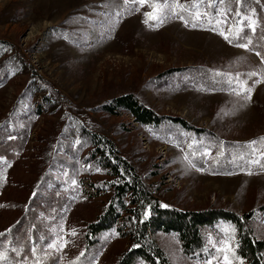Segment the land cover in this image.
Here are the masks:
<instances>
[{
  "label": "rangeland",
  "instance_id": "374dc122",
  "mask_svg": "<svg viewBox=\"0 0 264 264\" xmlns=\"http://www.w3.org/2000/svg\"><path fill=\"white\" fill-rule=\"evenodd\" d=\"M122 5L123 0H0V124L15 137L0 143V157L12 165L0 181V227L19 214L29 197V213L43 234L37 249L41 264H116L122 259L131 242L113 230L89 250L83 246V226L96 219L111 195L110 188L89 183L105 186L109 178L84 162L86 148H77L84 129L110 139L161 206L251 211L250 219L242 216L243 224L264 238V171L213 174L189 167L184 159L187 151L196 158V147L208 153L207 143L214 139L220 145H250L264 135V83L256 82L264 75V63L256 52L205 28L203 17L195 28L171 16L157 27L154 20L144 22L152 11L147 5L139 11L138 5L128 11ZM206 5H200L201 12L209 13ZM183 15L190 19L187 12ZM186 67L191 68L186 73L166 74ZM196 67L228 70L236 77L256 72L246 83L253 89L251 100L202 89V82L191 84L197 80ZM128 93L155 113L182 118L213 137L188 135L183 147L173 135H153L129 113L101 108ZM6 167L0 163V172ZM224 228L231 226L223 222L205 228V245L193 256L182 252L173 234L154 231L153 243L164 259L155 258L153 264H217L212 257L222 258L216 248L226 238ZM72 229L77 235L70 234ZM58 237L67 246L61 252L48 249ZM231 243L235 247V239Z\"/></svg>",
  "mask_w": 264,
  "mask_h": 264
},
{
  "label": "trees",
  "instance_id": "16d2710c",
  "mask_svg": "<svg viewBox=\"0 0 264 264\" xmlns=\"http://www.w3.org/2000/svg\"><path fill=\"white\" fill-rule=\"evenodd\" d=\"M209 1L214 4V7L209 11L213 22L208 24V17H203L201 22L205 28L212 30L222 28L226 33L229 28L240 21L242 16L251 14L250 8H255V18L258 21L256 32L253 33L250 29L245 28L244 32L241 33L242 38L233 40L230 44L246 43L247 39L251 38L253 43L249 45V50L264 53V8L261 7L260 3L257 4L256 0H241V3L237 4L236 0H225V4L232 11L228 13L227 23L217 25L215 20L221 19L217 15L221 5L219 0H202L201 4L206 5ZM237 8L241 11V17L234 16V11ZM246 23L247 21H245ZM215 32L219 34L218 30ZM196 68L195 71L197 72L194 76L197 80L191 84L202 82L200 87L205 90L235 93L233 90L239 91L241 89L239 85L248 82L249 79L248 73L245 72L236 77L228 70ZM190 69L189 67L170 69L166 71V74L169 75L182 70L186 73ZM181 80L182 82L179 81V84L185 83L186 78ZM101 108L110 113H117L118 110L129 113L139 125L148 129L153 135H163L164 139H166L165 135H173L183 147H186L188 135L193 138L213 137L214 135L208 129L188 125L182 118L157 114L130 93L105 102ZM7 132L4 125L0 124V143L9 139L10 136H7ZM80 135L81 143L78 144L77 148L81 151L82 148H86L82 154L84 162L92 163L109 178L105 186L103 182L94 183L90 181L89 183L96 189H111L108 202L98 213L96 219L83 226L82 238L85 250L97 245L102 234L109 230H115L121 236H128L131 242L129 250L116 264H138L139 262L153 264L155 258L164 259L162 250L153 243L151 234L154 231L173 234L179 242L182 252L185 255L193 256L200 254L205 245L204 229L225 222L236 230L234 234L235 251L238 256L243 258L244 264H264V238L255 237L242 221V216L246 219L251 218V211L236 214L223 209L192 211L162 207L134 166L118 153L110 139L84 129L81 130ZM262 137L264 135L257 139L255 145L251 146L249 144L233 145L232 143L220 145L213 138L214 141L207 143L210 150L208 153L203 151L201 153L199 147L195 148L199 151L196 158L186 151L197 168L209 173L264 171V167H262L264 166V141L261 140ZM253 160H257L259 163L253 164ZM146 210L150 211L147 219L143 217ZM37 224L32 213H29L28 197L19 214L7 225L0 227V233H5L4 236H0V251L7 247L8 257L14 264L23 260L25 256L29 258L28 264H33L36 259V257L31 256V249L33 247L38 249V243L43 238ZM8 229H11L10 233ZM134 245L139 246L133 247ZM14 247L23 248L21 256L18 257L11 251Z\"/></svg>",
  "mask_w": 264,
  "mask_h": 264
},
{
  "label": "snow or ice",
  "instance_id": "6c2138e0",
  "mask_svg": "<svg viewBox=\"0 0 264 264\" xmlns=\"http://www.w3.org/2000/svg\"><path fill=\"white\" fill-rule=\"evenodd\" d=\"M202 0H193L191 4L187 3H181L180 0H163V3L160 2V0H123L122 7L125 11H128L131 5H138V7L135 8V11H139L140 8L147 5L152 9L151 12L145 13V16L147 19H145V23L147 24L149 20L156 21V26L159 27L164 24L165 20H167L170 16L172 18L180 19L183 21L184 25L187 27L191 23V27L195 28L198 26L197 22L201 20L202 17H208L207 23L212 24L213 20L210 17L209 13L207 11L201 12L200 11V5ZM237 4L241 3V0H236ZM256 3L259 4L260 0H256ZM219 4L221 7L218 9L217 15L221 19H216L215 23L217 25H221L224 23H227L228 13L232 11V9L225 4V0H219ZM207 8H213L214 4L212 2H209L206 5ZM261 7H264V5H261ZM195 9V11H192ZM187 12L189 14L190 19H186L183 13ZM250 15H244L241 17V11L239 8H237L234 11L235 17H241L240 21L237 24H234L231 28L228 29V32L226 33L222 28L221 29H213L214 31H219V35H221L226 41L229 43H232L233 40L241 39V33L244 32L245 28L250 29L253 33L256 32L257 28V19L256 17V9L250 8ZM121 13L119 11L116 12V16L119 17ZM245 21L247 23L245 24ZM202 26V25H201ZM253 43L251 38L247 39L246 43H238L236 46L244 49H249V45ZM257 56L261 58V61L264 62V53L261 51H256L255 53ZM249 77L256 76V72H250ZM257 83H264V75H261V78L259 81H256ZM247 82H244V84L241 85V89L239 91L233 90L235 92V95L237 97H242L245 101H250L252 96L253 89L251 87L246 86ZM243 106V105H242ZM9 139H15V137L10 136ZM262 141H264V137L261 138ZM79 143V141H77ZM257 141L253 140L250 142L251 145H255ZM179 147V145H176ZM188 147L191 149L192 145H188ZM183 151V149H181ZM184 159L187 161L188 166L191 168H196V164L193 163L191 159H189L188 154H185ZM0 163H3L7 167L4 169L3 172H0V181L6 180L5 173L7 171V168H10L12 165L3 157H0ZM253 164H258L259 161L253 160ZM264 167V166H262ZM197 171H200L201 169L196 168ZM99 171V169H97ZM248 175H252L253 173L249 170ZM67 175V173H65ZM72 184L75 185L76 181L73 180ZM35 195V193L33 194ZM2 206V205H0ZM163 207H167V205H162ZM144 218L147 219L150 215V211L144 212ZM225 233V239L221 241L222 246L217 247L216 251L217 253L222 254V258L220 256H213L212 259L217 261V264H244V260L242 257L238 256L235 251V247H233L231 241L235 239V228H224L223 229ZM8 232H11V229H8ZM231 233V234H230ZM72 236L77 235L76 230L72 229L71 233ZM113 234L118 235L115 233V230H113ZM5 233H0V236H4ZM107 239V237H105ZM11 243V241H9ZM68 244L67 240H64L63 243L60 242V238L53 240L51 243L48 244V249H52L55 252H61L64 247H66ZM139 245H134L133 247H138ZM238 246V245H237ZM12 252L16 254V256H21L23 253V248H12ZM207 251V249H205ZM81 256L84 255L83 252L80 254ZM31 256L36 257L33 264H41L40 258L37 257V249L33 247L31 249ZM28 257H24L23 260L16 262V264H28ZM0 264H14L12 260L8 257V248L6 247L3 251H0ZM204 264H212V260H206Z\"/></svg>",
  "mask_w": 264,
  "mask_h": 264
}]
</instances>
